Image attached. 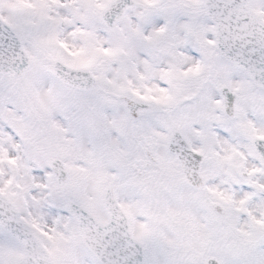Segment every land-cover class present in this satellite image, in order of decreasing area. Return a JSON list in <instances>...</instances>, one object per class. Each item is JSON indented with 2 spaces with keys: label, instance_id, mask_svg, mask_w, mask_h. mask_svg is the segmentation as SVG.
I'll use <instances>...</instances> for the list:
<instances>
[{
  "label": "snow or ice",
  "instance_id": "1",
  "mask_svg": "<svg viewBox=\"0 0 264 264\" xmlns=\"http://www.w3.org/2000/svg\"><path fill=\"white\" fill-rule=\"evenodd\" d=\"M0 264H264V0H0Z\"/></svg>",
  "mask_w": 264,
  "mask_h": 264
}]
</instances>
